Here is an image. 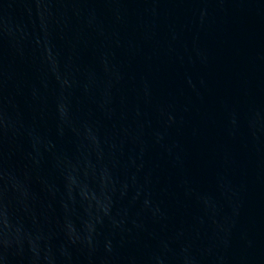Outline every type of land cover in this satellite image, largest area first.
<instances>
[{
  "label": "water",
  "instance_id": "obj_1",
  "mask_svg": "<svg viewBox=\"0 0 264 264\" xmlns=\"http://www.w3.org/2000/svg\"><path fill=\"white\" fill-rule=\"evenodd\" d=\"M0 264H264V0H0Z\"/></svg>",
  "mask_w": 264,
  "mask_h": 264
}]
</instances>
